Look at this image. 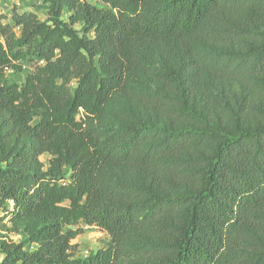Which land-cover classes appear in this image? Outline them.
<instances>
[{
    "label": "trees",
    "instance_id": "16d2710c",
    "mask_svg": "<svg viewBox=\"0 0 264 264\" xmlns=\"http://www.w3.org/2000/svg\"><path fill=\"white\" fill-rule=\"evenodd\" d=\"M41 1L0 13V264H264V0Z\"/></svg>",
    "mask_w": 264,
    "mask_h": 264
},
{
    "label": "rangeland",
    "instance_id": "374dc122",
    "mask_svg": "<svg viewBox=\"0 0 264 264\" xmlns=\"http://www.w3.org/2000/svg\"><path fill=\"white\" fill-rule=\"evenodd\" d=\"M92 3H96L99 6H103L100 2L97 0H86ZM17 10L18 12H24V11H35L38 13L39 17L41 19L47 18V9L46 5L41 0H25V1H19V0H0V13L5 14L6 21L12 22V15L13 11ZM69 12L65 11L63 14V17L65 19L68 18ZM77 28H80V25H76ZM17 32H19V28H17ZM23 64V70L21 72L14 71L12 69H9L7 71V74L13 78L18 83H22L25 80V76L34 70V64L30 63L28 61H22ZM214 79V77H213ZM212 80V79H211ZM214 82V84H213ZM213 82H210L209 88L207 93L199 94L197 98L195 99V102L199 106H204L205 104V98L210 100L211 102L209 105H206V109L210 110L213 105L219 101L223 100L222 93L224 90L228 89L231 91V94H236L238 91L241 90V86H237L234 89H230L233 85H235L233 82H227L224 80H215ZM42 160L47 164L48 155L44 154L42 156ZM3 215V212L0 211V216ZM9 226V223L7 220L1 221L0 220V237L7 240H14V241H21L26 238L25 235L18 234L14 231H11L5 225ZM75 227H81L83 228V231L72 241L73 243V252L75 255L86 257V255H89L92 252L97 251L98 249L102 247H107L110 242V235L107 231L104 229L93 226V225H87L83 222L79 223V225ZM36 247L34 244H27L26 248L29 250H32ZM2 260V255H0V263Z\"/></svg>",
    "mask_w": 264,
    "mask_h": 264
},
{
    "label": "built area",
    "instance_id": "2783aa9c",
    "mask_svg": "<svg viewBox=\"0 0 264 264\" xmlns=\"http://www.w3.org/2000/svg\"><path fill=\"white\" fill-rule=\"evenodd\" d=\"M87 256V255H86Z\"/></svg>",
    "mask_w": 264,
    "mask_h": 264
}]
</instances>
